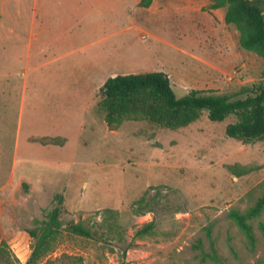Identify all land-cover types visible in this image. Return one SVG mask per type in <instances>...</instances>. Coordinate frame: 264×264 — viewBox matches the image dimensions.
<instances>
[{"label":"rangeland","instance_id":"obj_1","mask_svg":"<svg viewBox=\"0 0 264 264\" xmlns=\"http://www.w3.org/2000/svg\"><path fill=\"white\" fill-rule=\"evenodd\" d=\"M86 1L80 19L71 3L74 44L60 49L57 55H70L56 63L48 56L27 60L30 31L17 41L13 20L3 16L0 264L26 263L33 243L29 231L56 205L57 195L63 207L59 243L39 264H218L202 255L211 244L220 264H264V210L249 221L253 245L229 217L264 195V137L230 138L225 129L237 116L213 122L206 111L174 130L147 120L110 128L99 107L100 88L113 71L164 72L177 97L204 90L244 98L245 89L264 81V60L234 46V25L224 31L227 48L211 41L203 30L204 9L197 19L203 41L197 45L193 33L177 31L182 18L169 7L174 0H158L151 10L139 0H101V6L100 0ZM100 18L118 31L101 43L94 29ZM55 27L57 40L63 33ZM149 222L153 233L137 237ZM70 223L98 235L71 234L65 230Z\"/></svg>","mask_w":264,"mask_h":264},{"label":"trees","instance_id":"obj_2","mask_svg":"<svg viewBox=\"0 0 264 264\" xmlns=\"http://www.w3.org/2000/svg\"><path fill=\"white\" fill-rule=\"evenodd\" d=\"M210 9L226 8L225 23L234 25L239 33V47L253 52L264 60V0H210ZM152 0H140L139 6L147 8ZM99 107L108 127L115 128L124 121L147 120L167 129L185 127L196 121L202 111L213 122L224 121L229 115L237 116L236 123L228 124L225 133L230 138L251 140L264 137V81L244 91V98L233 99L225 94L204 90H190L177 97L169 76L164 72L115 75L105 80L100 88ZM42 144H48L41 142ZM56 205L42 220H36L30 230L31 253L25 264H39L59 243L62 230V197L56 196ZM264 210V195L245 211L231 210L230 219L244 234L250 245L255 242L250 220ZM110 212V211H108ZM154 222L144 224L136 231L137 237L151 235ZM65 230L71 234L92 238L98 235L81 223H70ZM264 234V224H260ZM113 232V227L109 226ZM100 236H104L103 234ZM106 236V235H105ZM5 243H2V246ZM220 264L221 259L211 244L210 253H202ZM0 246V261L4 259ZM82 264V263H80ZM121 264H126L124 261Z\"/></svg>","mask_w":264,"mask_h":264},{"label":"crops","instance_id":"obj_3","mask_svg":"<svg viewBox=\"0 0 264 264\" xmlns=\"http://www.w3.org/2000/svg\"><path fill=\"white\" fill-rule=\"evenodd\" d=\"M10 0H0V27L4 22V17L7 15L13 20V29L10 31L16 32V40H21L22 32L27 30L30 31L27 37V52L26 59L29 60L33 56L41 57L48 56L50 59L49 63H56L59 58H66L70 54L69 52H60V49H66L72 46L71 44V33L69 28L71 25L68 24L71 15V3L75 2L77 6L79 19L86 16L87 1L86 0H12L13 4L10 10L7 8V4ZM158 0H152L149 7L144 9H150L155 6ZM171 0H162V4L167 3ZM175 3L169 2V7L176 11L182 18L177 26V31L184 33H193L196 36V44L198 45L203 38L197 35V30H199V23L197 22L199 12L204 9V13L207 15L206 26L203 30H208L211 33V41L216 45H222L223 48L228 46V28L232 30L234 28L231 24H226L224 17L226 8H219L212 10L210 9V0H174ZM140 2V0H139ZM139 2L137 4H139ZM103 2L100 0V6ZM30 5V7H29ZM30 9V10H29ZM114 10V9H113ZM13 15V16H12ZM57 16V21L54 17ZM58 24H54V22ZM135 21H132L130 27L135 28ZM54 26L59 28L63 33L57 40H55L53 35ZM97 32L98 41L104 42L108 41L113 37L114 34L118 33L117 26L113 22L103 21L100 18L97 24L94 26ZM50 31L52 35H50ZM213 35V37H212ZM238 31L234 33V46L239 48L238 43ZM85 42V41H84ZM25 44V43H24ZM24 47V46H23ZM57 55V56H56ZM114 73V74H112ZM118 75L116 71L109 74V77ZM107 78V79H108ZM26 87L25 80L22 81V88Z\"/></svg>","mask_w":264,"mask_h":264}]
</instances>
